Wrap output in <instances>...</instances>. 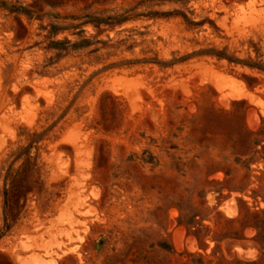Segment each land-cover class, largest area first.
<instances>
[{
	"label": "rangeland",
	"instance_id": "obj_1",
	"mask_svg": "<svg viewBox=\"0 0 264 264\" xmlns=\"http://www.w3.org/2000/svg\"><path fill=\"white\" fill-rule=\"evenodd\" d=\"M0 264H264V0H0Z\"/></svg>",
	"mask_w": 264,
	"mask_h": 264
}]
</instances>
